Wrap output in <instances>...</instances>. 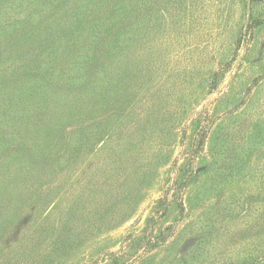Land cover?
Masks as SVG:
<instances>
[{"label":"rangeland","instance_id":"1","mask_svg":"<svg viewBox=\"0 0 264 264\" xmlns=\"http://www.w3.org/2000/svg\"><path fill=\"white\" fill-rule=\"evenodd\" d=\"M29 1L0 0V264H264V0Z\"/></svg>","mask_w":264,"mask_h":264},{"label":"trees","instance_id":"2","mask_svg":"<svg viewBox=\"0 0 264 264\" xmlns=\"http://www.w3.org/2000/svg\"><path fill=\"white\" fill-rule=\"evenodd\" d=\"M26 1H29V0H26ZM31 1H37V0H31ZM31 1H29V2H31ZM11 5H14V4H11ZM29 5L32 6V4H29ZM2 9H5V6L4 5H2ZM257 22H259V21H257Z\"/></svg>","mask_w":264,"mask_h":264},{"label":"water","instance_id":"3","mask_svg":"<svg viewBox=\"0 0 264 264\" xmlns=\"http://www.w3.org/2000/svg\"><path fill=\"white\" fill-rule=\"evenodd\" d=\"M250 14H251V8H250V6H249V18H250Z\"/></svg>","mask_w":264,"mask_h":264}]
</instances>
